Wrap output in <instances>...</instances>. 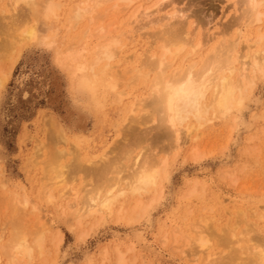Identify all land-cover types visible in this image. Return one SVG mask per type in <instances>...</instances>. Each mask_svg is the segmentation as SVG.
<instances>
[{
    "label": "rangeland",
    "instance_id": "obj_1",
    "mask_svg": "<svg viewBox=\"0 0 264 264\" xmlns=\"http://www.w3.org/2000/svg\"><path fill=\"white\" fill-rule=\"evenodd\" d=\"M61 1L63 6L61 7L62 10L60 9L57 11V17L41 20L38 28L39 31L41 30V36L46 34L50 35L51 32L49 31H54L56 29L58 31L56 39L57 45H59L62 50L72 49L73 47L77 48V44L81 45V43H79L81 34L91 29L90 35L92 34V37L84 42L89 52L87 56H89L92 54L91 49L97 45L98 41L104 42L107 38L110 39L113 36H118L120 33H124L127 30L123 25L126 22L124 19L128 20L132 12L130 11L131 13H129L128 11L126 12L127 14L123 13L119 16L112 14V10L110 9L114 6L113 1L107 4L105 3L106 5H102L100 8L102 12H109L106 13L107 15L111 14L104 21H102V18L94 21L96 23L85 20L86 22H81L75 28L72 27L73 21H70L71 12L76 5L84 0ZM158 1H160L158 4L161 7L157 4V0H153V5H157L153 6L151 3L145 4V8L154 7V9L147 8L151 10L148 12L150 15L147 18H142L141 16L138 23L135 24L134 38L136 42L134 41L135 43H133L132 46L129 45V42L127 43L129 45L128 48L135 46L139 54L145 53L144 49L146 46H143L147 43L146 38H149L151 42V35L156 34L159 30L162 31V29L165 28V24L169 23V26L181 24L182 21L179 20V16L182 15L186 17L187 24H183L185 26L187 25V30L189 27L192 29L195 26V28H193L196 30V34H194L195 40L200 38L199 35L201 33L204 36L207 33L206 37L208 38L210 34H216L218 32L223 33L227 30V33L224 32L225 34L223 33V35H220V37L225 35L224 38H219L221 41L225 39L224 48L226 46L229 48L235 46V48L232 49L234 56L238 54L237 56L239 57L240 53V56L242 54V56H245L248 51L246 50L247 46L252 45L255 41V31L258 27L254 26L253 28L246 29V26H243V32H241L242 35H240L239 41L237 40L235 45H231V43L236 40V29L233 27V29H227V27H229L232 22L234 26L239 23V20L243 19V10H245V7H243L241 3L242 0ZM51 2L56 3V0ZM8 3L9 0H0L1 18L2 16L3 18L10 16L9 12L11 10ZM162 5L167 9L163 8ZM155 7L157 9H155ZM4 13H7L6 16ZM61 13L62 15H60ZM100 14L103 15V13ZM99 15H97V19H99ZM112 15L116 18L114 16L112 17ZM171 15L174 16L173 19L170 20V17L168 18L167 16ZM100 17H104V15H100ZM114 20L116 21L114 22ZM189 20L191 22H189ZM7 21L9 20L6 19L5 22ZM193 22L195 24H193ZM70 25L72 26L70 27ZM88 25H90V27ZM261 25V31H264V23ZM100 26L103 27L104 31H107V29L109 31H115L114 35H111L109 31H105V33H109H103V37H99L101 40H98L97 33L99 30L97 28ZM200 27H203L202 31ZM109 28H113L114 30H110ZM82 29H84V32ZM199 31H201V33ZM109 34L111 36H109ZM105 35L106 37H104ZM245 35L247 36L246 38H244ZM144 36L146 37L144 38ZM209 37H211V35ZM0 38L2 41L3 37L0 36ZM71 38L74 39L72 40ZM103 38L105 39L103 40ZM246 39L248 42H246ZM204 41L205 40H202L204 45H206ZM219 41V39H214L211 44H208L203 50L204 54H210L216 47L219 49V47L222 46L218 45L220 43ZM10 42L12 41L10 40ZM153 42L155 41L153 40L152 43ZM156 42L155 45L153 43V45L148 46L149 49L151 47L153 48L151 52L158 51L161 42H159V40L158 43ZM36 45L38 44L23 49V51L20 52L21 54H17L18 52L15 53L11 58L12 60L6 57L1 59L0 57V66L2 65L1 63L5 62L3 64H6V70L8 71L11 68V71H8L5 86L0 91V181L2 180L1 182L11 194L18 191L15 193H21L20 195L24 196L28 195L27 197L31 200L32 204L34 203L33 205L37 204L40 206L45 220L50 219L49 221L46 220L50 229L45 236V248L47 253L45 255L50 253V256L44 255L43 257L47 261L43 258L37 259L34 264L45 262L47 264H50V262H52V264H114L116 262V250L126 254L127 264H194L190 256L178 250V247L181 248L185 245L184 243L186 241L193 238V234H195L194 230L197 228L194 227V225H196L199 220L208 221L210 232L205 234L209 246L207 253H210L212 256L216 254V260L214 259L215 262L217 261V257H220L221 261L224 262L223 258L226 259L230 256L227 252L229 249L220 245L217 240L220 236L225 234L222 232L228 233L227 231L229 229L233 232L234 229L232 230V228H235V233L229 232L230 236L235 234V237L233 236V239L231 238L233 240L232 242L235 243V241H239L236 247L234 246L235 249H239L237 251V258L238 254H240L239 257L242 256V259L246 260L247 256L243 255V253L251 251V249L254 246L257 247V245L253 243L249 244L247 241L248 238L246 239L247 242L243 241L242 235L245 236L248 233L247 235L252 238L264 239V75L258 77L255 87L253 88L255 91L252 90V96L251 94L249 95L250 98L246 101L247 103L242 113L239 115H231L227 117L228 119H214L211 122L212 124L209 123L203 131H201L204 134L202 138L198 139L199 141H191L186 135L182 134V138L183 136L186 137L181 139V143L184 145H182L179 154L175 158L173 154L168 156L166 153L171 143L168 145L167 141L156 142V136L154 134L159 133L158 130H156V124L153 125L149 123L143 125L145 120L143 116L146 117V114L141 112V114H136V117L133 116L132 119L135 117V121L131 120L132 124H130L131 121L129 120L124 122L126 105L128 106L131 103L136 104L137 100V103H139V100H145L147 98L149 91L145 86L133 85L131 86L133 90L129 98L127 97L122 101L115 100V98L114 100L111 99L104 110H95L88 107L85 103V99L72 88L70 73L60 67L55 59L56 49H50L42 44ZM128 48H124L120 56L129 58L131 61L136 54L133 50L131 51ZM254 51H256L255 47L252 48L251 52L253 53ZM142 58L144 57L142 56ZM4 59L6 61H3ZM15 60H17V62L13 65ZM116 62L117 60L113 63L114 67L117 66ZM128 65L129 63L125 64L124 68L131 67ZM118 70L122 72L124 69L120 68ZM134 86L137 88L135 87V89ZM126 88L122 86L121 90L126 91ZM114 108L115 110H113ZM101 111H104V113ZM48 121L49 123L47 124ZM51 121L57 124L51 125ZM136 122H138V127L136 126ZM124 123L126 125H124ZM133 123L136 125L134 126ZM49 124L53 129L50 130ZM140 124H142V126ZM128 125H130V127ZM57 126L62 130L66 142H60L58 143L59 145L56 144V146L52 145L51 135L49 134V136L48 133L49 131L52 133V130ZM150 126L152 127L150 128ZM124 127H127V130L124 129L121 132L120 130ZM134 129L135 131L139 130L138 132L143 130L146 134L152 133L155 129L157 132L153 131L154 134H150L148 136V138L150 137L148 142H145L146 145H149L147 146L149 150H144L143 152L149 153L153 158H164L168 156L170 171L168 180L163 182L162 194L160 197L157 196V198L152 195V193L143 194L140 198L139 196L135 197L131 195L120 197L116 203L117 205L114 207L113 215H104L102 222L96 224L94 218H87L83 222L84 226L82 225L80 228H71V224L68 223V218L70 216L66 209L67 206L62 203L63 200L60 198V192L66 188V190H68V187H70L69 189H71V191L68 190L69 192L73 191L78 194L75 201L78 202V207H80L82 206V200L86 193L93 189V186L95 187L96 182L91 176L93 172H89V175H87L86 171L77 173L74 176L75 178L73 177V181L69 179V182H67L69 186L66 187V185H61L58 188L60 189L62 187V190L60 189L61 191L56 188V191L53 193L54 200L52 203L49 202L48 204L45 193L43 192L45 188L51 184L49 180L53 177L50 171L54 168H51V166L49 167V163H51V154L56 150L63 151L66 154L62 161L63 165H69L74 155L79 156L83 160V164L87 163V168L90 166L91 162H93V164L100 163V157L105 154H107L105 155L106 158H111L113 161L115 160L113 162L115 163L118 161L117 157H121L120 153L122 152L120 150H115L113 146H116L119 139L121 141L119 140L120 142H118L121 145H133L132 138H130L131 136L129 137L127 133L134 132ZM45 131H48V133ZM43 144H46V146ZM74 149L78 151V153ZM73 150L75 152H73ZM164 150L165 152H163ZM139 151H136V153ZM191 151L196 152L197 155L199 153V156L195 158ZM48 161L50 162L48 163ZM92 167L94 166L91 165L89 169ZM49 174H51L52 177ZM127 174L129 173L126 172L124 174L125 177ZM1 182L0 185L2 184ZM21 187L22 189L24 188V190L20 189ZM64 187L65 189H63ZM194 190L196 193L193 197L189 195V193ZM2 191L3 187L2 190L0 189V236L2 234L4 235V238L1 240L4 243L7 241L10 234V227H8L9 221L7 219H10L12 216L14 217V214L12 213L13 211H10L13 205H8L12 203L3 200L5 198H3L4 194ZM56 195L57 197L59 196L58 198L61 200L58 199ZM153 196L155 198H153ZM159 198L161 199L160 201L158 200ZM124 200H126V202ZM135 200L141 201L144 207L148 206V211L146 210L144 215L145 219L142 218L136 223H127L132 216L134 217V215H131L130 218L127 216L128 220H126L125 215H129L128 211H132L133 205H135L136 202ZM6 203L8 206L5 205ZM119 203H121V205ZM119 210L120 213L118 212ZM256 211L257 213H255ZM114 212H118L119 216ZM10 222H12V220ZM31 223V230L28 228L30 232L33 231L32 229L35 228H33V226L37 222L33 223L31 219ZM246 230H248V232ZM59 234H61L62 237H60ZM59 237L63 239L61 241L57 240ZM59 241L60 243H58ZM247 244H249V246ZM244 245L247 246L245 247ZM250 246H252V248L245 251V249H249ZM128 248L132 251L128 252ZM54 250L58 252H54ZM103 253H106V255ZM186 253L188 254V252ZM224 253L226 255H224ZM221 254L222 256H220ZM201 255L202 253L199 256L197 264H208L209 261L206 262L207 257L205 254ZM220 258L218 261H220ZM242 259H239V261H242ZM5 261L6 260L1 264H5ZM214 261H212V263Z\"/></svg>",
    "mask_w": 264,
    "mask_h": 264
},
{
    "label": "bare ground",
    "instance_id": "obj_2",
    "mask_svg": "<svg viewBox=\"0 0 264 264\" xmlns=\"http://www.w3.org/2000/svg\"><path fill=\"white\" fill-rule=\"evenodd\" d=\"M51 1L54 0H50V2L49 0H9L8 6L11 10V11L9 10L10 16L9 17L7 16V18L5 17L3 18V16L2 18L0 17V36L3 37L2 41L0 38L1 59H3V57L4 58L6 57L9 58V60H12L11 58L15 53L18 52L17 54H19L20 52L23 51V49L34 44H38V45L42 44L50 49H56L55 59L60 67H62L63 69L67 70L70 73L72 88L78 94H80L82 98L85 99V103L88 107L93 108L95 110H102V109L104 110L105 106L111 99L114 100L115 98V100L122 101L127 97L129 98L130 93H132L133 90L131 86L133 85L145 86L149 91L147 98L145 100H139V103H137L138 102L137 100L136 104L131 103L128 106L126 105L127 108H125L126 115L124 116V122H127L128 120L135 121L136 114L138 113L141 114V112H143V114H146V117L142 115L145 118L143 125L145 124L147 125L149 123L150 124L152 123L153 125L156 124V130H158L159 132L158 134L157 133L154 134L153 131H156L155 129L152 131V133L150 132L147 134L143 130L138 132L139 130L135 131V129L134 132H128L127 135L129 137L131 136L130 138H132L133 145H129V146H125L123 144L121 145L119 144V142L121 141L119 139L120 141L119 140H118L119 142L117 141L116 146H113L115 150H120L122 152L120 153L121 157L120 158L117 157L118 161L113 163L115 160L113 161L111 160V158L110 159L106 158L105 155L107 154L104 153L105 155L100 157V161H99L100 163L98 164H93V162H91L92 163L91 164L89 161H87L90 163V166L91 165L94 166L90 169H89L90 166L87 168V163L85 162L86 164H83L82 162L83 160L77 155L73 156V159L69 162L70 164L68 163L69 165L66 164L63 165L62 161L66 155L63 151L56 150L51 154V159H50L51 163H49L50 161H48V163H49V167L51 166V168L52 167L54 168V169L50 168L51 169L50 172L53 174V177L51 174H49L52 177L51 180H49L51 184L49 183L50 185H48L43 192L45 193V198L48 204L49 202L52 203V201L54 200L53 193L56 191V188L58 189L61 185L64 186L66 185V187L69 186L68 185L69 183L67 182H69V179H72L73 181V177L77 173L86 171L87 175H89L88 174L89 172H93L91 173L92 175L91 174L90 175L94 178L96 182V184L94 183L95 187L93 186L94 185L93 184L92 185L93 189L89 190L86 193V195L84 194L85 197L83 198L81 204L82 206L80 207H78V202L75 201L76 200L75 198L77 197L78 194L74 193L73 191L69 192L71 191V189H69L70 187H68L69 191L66 190L67 188L65 189V187L63 188L65 190H62L61 189L62 187L60 188L62 191L58 189L61 191L60 198L63 200L62 203L66 204L67 208L66 207L65 208L68 210V214L70 216L68 218L69 222L68 221L67 222L71 224V228L73 227L80 228L83 225L84 220L87 218L90 219L94 218V220H96L95 222L96 224L102 222L104 219V215L109 216L113 213L114 207L115 205H117L116 203L118 202L120 197L122 198L127 195H131L135 197L139 196L140 198V196H142L143 194H148V193L149 194L152 193V195H154L156 198L157 196L160 197V195L162 194L161 192L163 190V182L167 181L169 177L170 162L168 161L167 157L170 154H173V156L176 158L177 155L179 154L182 145H184L183 143H181V139L186 138L184 136L182 138L181 137L182 134L186 135L191 141H197L198 139L203 137L202 135L204 133H202L201 131H203V129L214 119L215 120L218 118L225 119L234 114L239 115L244 111L245 105L247 103L246 101L248 100V98H250L249 97L250 94L252 96L251 92H253L252 90H254L253 88L255 87V83L258 77L264 75V31H261V26H262L261 24L264 23V0H242L241 1L242 5L254 4L255 7H245V10H243L244 11L243 19L239 21L236 20L239 23L233 26L232 25L233 22H232L231 25L227 27V29H231L232 27L236 29L235 30L236 40L232 42L231 45H235L237 40L239 41L240 35H242L241 32H243L242 31L243 26H246V29L253 28L254 26L258 27L257 30L255 31L256 36H255V41L252 44L253 46L248 45L247 49L245 48L246 50H248L246 52V55L242 56L243 55L242 54L240 56L241 54L240 53L239 57L237 56L238 54L236 56H234L233 54L232 49L235 48V46H233L232 48H229L227 46L225 48L223 47L225 44L224 42L225 39L224 40L222 39L221 41L220 38L222 37L224 38L225 35L222 37H220V35H223L224 32L227 33V30H225L223 33L218 32L216 34H210L211 37H209L210 35H208L207 38L206 37L207 33L205 34V36L202 35L201 31L203 27L202 28L200 27L201 29V31H199L201 33L199 35L200 38L195 40L194 34H196V30L193 29L195 28V26L193 27L191 25L193 27L192 28L193 30L191 29V27H189V29L187 30L186 29L187 25L186 26L184 25L187 24V20L185 19L186 17H183V15L179 16V20L182 21L181 24L175 25L174 23H171L174 24L173 26L171 25L172 26L171 27L168 25L169 23L167 22L168 24H165L164 26L165 28H163L162 31L159 30V32H157L156 34L151 35L152 41L154 40L155 42L157 41L156 43H158L159 40V42H161V45H159L158 47V51L151 52L153 48L151 47L149 49L148 46L153 45V43L155 45V42L153 43L152 41L150 42L149 38H146L147 43L145 42L146 44L143 46V47L146 46L144 49L145 50L144 54L142 53L139 54L135 46L128 48L129 45L132 46V44L136 42L134 38L135 24L138 23L141 16L142 18H147L150 15L148 14V12H150L151 10L148 9H154V7L152 8L147 7L148 9L145 8L144 7L145 4L151 3L153 5V0H84L83 2L76 5L75 8L73 7L74 10L72 9V12L70 11L72 13L70 17V21H73V26L70 25V27L72 26L73 28H75L81 22L83 21L86 22L85 20H88L89 22L90 21L94 22L102 18L103 19L102 21H104L111 14L107 15L106 13L109 12L105 13L104 10H103L104 12H102L100 8L102 5H106L108 2L113 1L114 6H112V9H110L112 10L111 11L112 14L119 16L128 11L129 13L132 12L128 20L124 19V21L126 22L123 25L127 30L124 33H120L118 36H113L110 39L107 38V40H105L104 42L100 41L102 43L98 41L97 45L93 49H91L92 54L87 56L89 52L88 49L85 47L87 45H85L84 42L85 40L92 37L91 36L92 34L90 35L91 32L90 28H89L90 30L85 29L86 30L85 32L84 29H82L84 33H82L80 37L81 40L79 43H81V45L77 44V48L73 47L74 49L69 48L67 50H62L59 47V45H57L56 39H57L58 31L56 29L54 31L50 29L51 30L49 31L51 32L50 35L46 34L44 36H41L42 35L40 33L41 30L39 31L38 28L39 22L41 20H45L51 17H57L56 14L57 11H59L63 6L61 0H56V3ZM165 1L167 2V0ZM159 2L160 1L157 0V4ZM159 7L161 6L159 5ZM163 8H165V6ZM155 9L157 8L155 7ZM100 13H103L104 17H100V15L103 16ZM4 14L6 16L7 13ZM60 15H62V13ZM97 15H99V19H97L98 18ZM114 15H112V17ZM173 16L171 15L167 17L168 18L170 17L171 20L173 19ZM6 19L9 20L7 21L8 23L5 22ZM116 20H114V22ZM189 22L191 21L189 20ZM193 24L195 23L193 22ZM88 26L90 27V25ZM91 27H95V26H91ZM100 27L97 28L99 31L96 30L98 31L97 33L98 38L96 37L98 40L100 39L99 37L101 36L103 37L102 34L105 33L106 31V30L104 31L103 27L101 28ZM109 29L112 30L113 28L112 29L109 28ZM107 31L109 30L107 29ZM109 32L111 33V35L112 34L114 35L115 31H109ZM111 35L109 34V36ZM246 35L244 36V38L247 37ZM104 37H106V35ZM145 37L146 36H144V38ZM104 39L105 38H103V40ZM214 39H219L220 43L218 45L219 46L222 45V46L219 47V49L217 47L214 48V50L211 51L210 54H204L203 50L208 46V44H211ZM10 40L12 42H10ZM202 40H205L204 42H206V45H204ZM128 42L130 43L129 45L127 44ZM246 42H248L247 39ZM126 47L131 51L133 50L136 54V56L131 61L129 58H124L123 56L122 57L120 56L122 55L121 53H123L122 52L123 49ZM254 47L256 48V51L252 53L251 50ZM142 56L144 58H142ZM115 60H117L116 67L113 66ZM3 61L6 60L4 59ZM16 62L17 60L14 61L13 65H15ZM3 63H1L2 65L0 66V91L5 86V82L8 76V71L9 72L11 71L10 65L8 64L10 69L8 68L9 70L7 71L6 64ZM128 63H129L128 66L131 67L124 68L125 67L124 65ZM120 68L124 69L125 71L124 70H122V72L119 71L118 69ZM189 78H191V85L187 87H181L182 85L186 84ZM122 86H124V88L127 87L126 88L127 90L122 91L121 90ZM135 87L136 86H134V88ZM113 110H115V108ZM102 113H104V111ZM133 116H135L134 119H132ZM132 121L130 124H132ZM53 122L50 124L51 125L57 124ZM48 123L49 121L47 122V124ZM137 123L138 122H136V124ZM136 124H134V126ZM124 125L126 124L124 123ZM140 125L142 126V124ZM128 126L130 127V125ZM136 126L138 127V124ZM151 127L152 126H150V128ZM126 128L124 127L120 131L122 132V130ZM51 129L53 128L50 127V130ZM45 132L48 133V131ZM49 134L51 135L52 145H56L60 142L63 143V141L64 143L66 142L65 137L63 136V132L58 126L54 130H52V133H50L49 131L48 135ZM150 134H154L156 136L155 139L156 142L167 141L168 145L169 143H171L170 146H168L167 148L168 151H166L168 156L164 158H160V157L153 158L152 156H150L149 153L143 152L144 150L146 151L149 150L148 149L149 147H147L149 145H146V143L150 138V137L148 138ZM44 146H46V144ZM196 149L194 150L197 151ZM74 150L73 152L76 151ZM136 151L139 152L136 153ZM76 152L78 153V151ZM163 152H165V150ZM191 153L195 156V158L199 156V153L198 155L196 154V152L193 151H191ZM126 172L129 174H127L125 177L124 174ZM141 177L144 178L143 183L139 182ZM0 186H1L0 188L1 190L3 187L2 192L4 195L3 194L2 195L4 196L3 198H5L3 200H6L5 202L12 203L8 205L9 206L13 205L11 206L12 209L10 211H13L12 213L14 214V217L12 216L13 219L12 217L10 218L12 222H10L11 221L10 219H7L9 221L8 223L10 224V225L8 224V227H10V234L7 241L3 243L1 240L4 238L3 237L4 235L2 234L0 236V264L4 260H6L5 264H34L37 259H42V258L44 259L43 256L47 254L45 248V241H46L45 236L46 233L49 232L50 227L46 222L47 219L45 220V216H43L41 212L40 206H38L37 204L33 205L34 203L32 204L31 200L27 197L28 196L27 194H26L27 196H24V195H20L21 193L20 194L15 193L18 191H15L14 193L11 194L6 189L3 183ZM20 189H22V187ZM22 190H24V188ZM190 193L189 195L193 196L196 193V191L194 190ZM57 195H58V191H57ZM154 196L153 198H155ZM158 200L160 201L161 199L159 198ZM124 201L126 202V200ZM119 204L121 205V203ZM5 205H7V203ZM133 206H132L133 207L132 211L129 209L130 210L128 211L129 215H125V217L126 220H128L127 216H129L130 218L131 215H134V217L132 216V218H130L127 221V223H133V222L136 223L140 221V219L142 218L145 219L144 215L146 213V210L149 208L148 206L144 207L141 201L139 200L136 201L135 205ZM118 212L120 213V210ZM118 212L116 213L114 212V213L119 216ZM255 213H257V211ZM31 219L33 223L34 222L37 223L34 224L33 228L34 227L35 228L32 229L33 231L30 232L32 228V227L30 228ZM194 227L197 228L196 230H194L195 234H193L194 235L193 238L186 241L184 243L185 245H183L181 248L178 247V250L184 252L185 255H189L192 262L194 264H197L199 261L198 259L200 254L202 253V255L205 254L206 256V253L209 250L208 239L206 238L205 234H208L210 230L207 220L206 221L199 220L198 223L194 225ZM28 228H30V230H28ZM233 229H234L233 232L235 233V228H232V230ZM248 230L246 231L248 232ZM227 232L228 233L222 232L223 234L224 233L225 234L223 236H220L217 241H219L220 245H223L225 248L229 249L230 252L229 251L227 252L230 254V256L226 259L223 258L224 262L221 261L220 257H217V261L220 258V261L218 262L216 261L218 264H221L222 262L224 264H261V260L262 258H264L262 257V250H264V239L252 238L251 236L247 235L248 234L247 232H246L247 236L245 235L246 237L241 234L243 241H246V239L248 238L247 241L249 244L253 243L254 245L255 244L257 245V247L253 245L254 246L253 248L252 246H250L249 249H245L246 251L252 248L251 251L248 252L246 251V253H243V255L247 256V259L243 260L242 256L239 257L240 254H238V258H237V251L239 249H235L236 244L239 243V241L237 240L235 241V243L232 242L233 236L235 237V234L230 236L229 234L233 233L230 229ZM59 235L60 237H62L61 234ZM60 237L57 240L61 241L63 239V238L61 239ZM60 241L58 243H60ZM249 244L247 245L249 246ZM116 251L117 252H116L115 263L127 264V259L125 257L126 254L122 253L119 250ZM131 251L132 250L128 248V252ZM54 252H58V251L54 250ZM186 252H188V254ZM225 253L224 255L227 254ZM49 254L50 253H48V255L45 256H50ZM103 254L106 255V253ZM222 254L220 256H222ZM215 256L216 254L212 256L210 255V253H207L206 256L207 261L205 260L206 258L204 260L206 262L209 261V263H212L214 259L216 260ZM239 259H242V261H239ZM44 260L47 261L46 259ZM214 262L212 264L216 263ZM41 264H47V263L45 262ZM50 264H52V262H50Z\"/></svg>",
    "mask_w": 264,
    "mask_h": 264
},
{
    "label": "snow or ice",
    "instance_id": "obj_3",
    "mask_svg": "<svg viewBox=\"0 0 264 264\" xmlns=\"http://www.w3.org/2000/svg\"><path fill=\"white\" fill-rule=\"evenodd\" d=\"M243 7H255V5L254 4H246V5H243ZM189 85H191V78H189V80L186 82V84L182 85L181 87H187ZM139 182L143 183L144 182V178L141 177ZM262 257H264V250H262ZM261 264H264V258H262Z\"/></svg>",
    "mask_w": 264,
    "mask_h": 264
}]
</instances>
